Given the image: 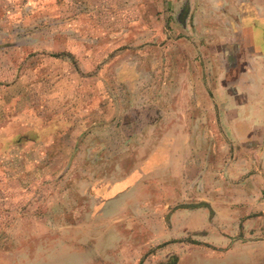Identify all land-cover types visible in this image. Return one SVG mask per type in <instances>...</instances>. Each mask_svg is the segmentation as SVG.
<instances>
[{
	"label": "rangeland",
	"instance_id": "rangeland-1",
	"mask_svg": "<svg viewBox=\"0 0 264 264\" xmlns=\"http://www.w3.org/2000/svg\"><path fill=\"white\" fill-rule=\"evenodd\" d=\"M249 67L264 114V2L0 0V264H264L225 213Z\"/></svg>",
	"mask_w": 264,
	"mask_h": 264
},
{
	"label": "crops",
	"instance_id": "crops-1",
	"mask_svg": "<svg viewBox=\"0 0 264 264\" xmlns=\"http://www.w3.org/2000/svg\"><path fill=\"white\" fill-rule=\"evenodd\" d=\"M243 1L252 2L253 6L257 10H261V6L263 5V2H264V0H243ZM230 24H233L232 21L230 22ZM237 24L239 25V20ZM248 69L251 70L250 67L247 68L243 76L240 79H235L231 83L230 87H224L226 89L228 88L227 89L228 91H231L230 96L233 97V99L229 100L230 101L229 104L231 105L228 109L229 111H226L227 114L231 112L230 115L232 114V116L228 120L227 124H224V129L226 127L228 131H231V133L233 134L232 140L233 141L236 140L235 141L236 144H238V142L241 144L243 143L242 141L245 138L243 134L246 135V131H244L243 129H240L238 130V133H237V130L233 126V119L238 118L239 115H242L243 117H239V119L248 122L251 128L253 129L252 138L247 143L254 142L255 145L251 147L250 152L245 147V149L247 150L246 153L249 154V156H247L248 161H245L242 158L245 161V163L248 164V166L242 163L237 164V162H234V161L232 162L231 160H229V162L225 164L226 165L225 172H227L225 175V178L227 177L229 179L230 178L234 179L236 182L240 183V186H239L240 190H245V192H241L238 197L233 198V196L230 195L228 199L225 200V202H230L229 203L230 205L229 206L227 205L229 208L225 212L230 220L228 223L227 222L226 223L229 225H236L237 232L240 230L239 229V226H240L242 228L241 230L244 233H246V230L247 232H250L249 228H251L253 221L254 223L257 224L258 219L264 218V188H261V185L264 184V142L262 145L256 144L258 140V136H259V135L257 136L258 128H261V130L264 129V114H262L260 111L258 112L259 106L262 108L263 104H260L257 101H256L257 103L255 102L253 103V101L250 100L251 98H253V96H256L255 94L256 92L254 91L255 89L258 90V88H255L254 86L251 85V75L253 74V72ZM258 69L259 68L257 67L253 68L255 73H258ZM261 71H263V69ZM217 92H218L219 97H223L225 95V93L221 91H217ZM263 95L264 94H262V96ZM238 97L242 99L240 100V104H237ZM233 100L235 103L234 106L237 107L236 109H231ZM245 111L248 112L249 117L248 116L245 117L243 115L245 114L244 113ZM177 144H178L177 142L176 143L171 142L169 145H171L172 147V146H177ZM250 155H252V157H250ZM253 155H254V159H252ZM180 182H181L180 185L183 188L184 179L180 180ZM198 183H199L198 177H196L193 180V185L198 184ZM232 204L238 205L240 207L232 208L233 207ZM187 206L189 205H186L184 207H187ZM205 214L206 215L199 212V215L202 216L201 219H203V217L205 218L207 217V219L209 218V212L207 211ZM260 226L262 227V225ZM234 227L233 228L229 227L228 229L229 232L232 234L236 233ZM261 227H259L258 231H256L255 233H260ZM219 242L221 243V241ZM211 246L212 247L218 246V243L217 245L211 244ZM238 249L240 250V247L238 246L231 247L230 251L227 253H233L235 250H238Z\"/></svg>",
	"mask_w": 264,
	"mask_h": 264
},
{
	"label": "water",
	"instance_id": "water-1",
	"mask_svg": "<svg viewBox=\"0 0 264 264\" xmlns=\"http://www.w3.org/2000/svg\"><path fill=\"white\" fill-rule=\"evenodd\" d=\"M201 206H206L207 207V204H205V203H199V204H196V205H190L188 207H201Z\"/></svg>",
	"mask_w": 264,
	"mask_h": 264
}]
</instances>
